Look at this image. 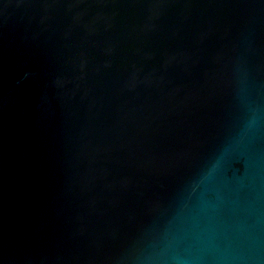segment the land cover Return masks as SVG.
<instances>
[{
  "label": "water",
  "instance_id": "95a60500",
  "mask_svg": "<svg viewBox=\"0 0 264 264\" xmlns=\"http://www.w3.org/2000/svg\"><path fill=\"white\" fill-rule=\"evenodd\" d=\"M0 264H264V0H0Z\"/></svg>",
  "mask_w": 264,
  "mask_h": 264
}]
</instances>
